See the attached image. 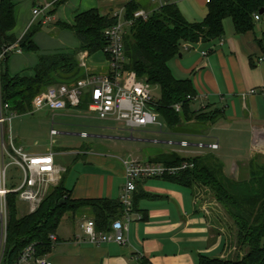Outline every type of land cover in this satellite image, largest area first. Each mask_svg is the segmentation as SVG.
I'll list each match as a JSON object with an SVG mask.
<instances>
[{
  "label": "crops",
  "instance_id": "obj_1",
  "mask_svg": "<svg viewBox=\"0 0 264 264\" xmlns=\"http://www.w3.org/2000/svg\"><path fill=\"white\" fill-rule=\"evenodd\" d=\"M131 1L10 0L14 5L16 22L11 35L16 40H21L32 27H37L41 23L42 27L40 29L38 27L34 39V43L39 49V31L43 26L55 22V25L50 28L60 29V32L54 36L48 35L53 41L50 44L40 40L42 49H46L44 52L16 55L20 57L16 62L20 68L17 66L14 72L10 73L7 63L8 72L11 76H16L24 71H32V74L28 76H33L40 55L77 51L80 48V42L70 35L71 30L61 28L59 23L73 25L78 14L94 9L103 14L108 12L116 14ZM135 1L141 2L142 0ZM150 1L153 2L151 9ZM207 1L175 0L173 3L170 0H159L158 4H154L155 1L147 0V5L150 6L143 10L150 14L167 3H172L178 6L188 22L198 23L203 21L208 14ZM37 8L43 9L44 12L33 25V11ZM48 16L50 21L45 20ZM232 28L233 30H230L229 34L225 33L220 41L212 44L188 45V49L183 52L199 49V54L181 53L177 57L183 59L188 69L183 67L179 69L177 67L179 59L177 58L171 62L170 67L177 79H187L193 82L198 95L197 101L201 102V109L206 107L210 110L224 109L222 118L213 128L223 124L226 125L224 130L228 131L237 126L234 129L237 132L250 126V135H252L250 155L247 157L236 156V160L239 159L241 162L251 157L250 162L260 155L257 160L263 164L264 156L261 157V154L258 153H253L254 155L251 156V153L258 147L264 149V118L260 111L264 99L261 95H252L250 91L264 86V54L257 45V38H259L257 30L255 33L238 36L235 33L234 25ZM72 33L74 34V32ZM68 39L71 40V46L67 44ZM81 54L83 52L79 54L78 61H80ZM196 55L201 56V59H196ZM105 58L104 60L95 55L88 56V72L107 73L109 64L108 58ZM239 104L241 108H238ZM70 111L72 110L58 113L51 120L52 128L56 129V117H69L68 112ZM81 133L87 134L86 131ZM80 137L83 138L82 135ZM261 137L263 138L261 139ZM186 141L183 140L181 143ZM212 144L218 145L220 148L218 142L211 143L209 147ZM53 145L54 142H52L51 150H45L44 154L26 151L35 155L53 153L55 165L65 169L59 159L60 156H66V152L55 151L52 149ZM200 145L197 147L200 148ZM88 148L82 145L73 154L68 153L69 168L65 169V174H61L60 181L64 180V186L69 191L71 199L76 202L103 199L120 201L126 183L125 163L131 160H141L144 161L142 163H146L150 159L149 157V159L142 160L138 156L136 158L133 156L130 158L111 157ZM168 153L189 157L186 155L187 152L181 150H173L165 154ZM71 169L72 171H70ZM53 189L54 187L49 190V193ZM133 204L134 210L130 216L123 213L121 217L115 219L122 220L128 227L127 242L124 245L117 243L91 244L81 230L85 221L93 220L95 222L93 212L88 209L75 214L67 213L63 217L56 231L58 240L44 258L52 264H139L141 261H147L150 264H199L201 256L228 258L229 237L223 231L227 226L219 230L211 223L207 212L197 204L195 190L168 180L143 178L137 182V192Z\"/></svg>",
  "mask_w": 264,
  "mask_h": 264
},
{
  "label": "trees",
  "instance_id": "obj_2",
  "mask_svg": "<svg viewBox=\"0 0 264 264\" xmlns=\"http://www.w3.org/2000/svg\"><path fill=\"white\" fill-rule=\"evenodd\" d=\"M139 8L140 5L135 0L122 8L124 21L133 20L124 36L126 71L134 72L139 79L159 87L161 97L156 101L154 109L171 134L180 137L205 136L206 131L185 127L183 121L189 122L191 117L197 115L213 127L222 118L224 109L210 110L206 107L194 110L193 101L197 100L198 95L193 82L177 79L170 64L183 50L188 49V45L212 44L222 40L226 20L232 21L238 36L255 33L257 24L264 21V13H261L264 10V0H210L206 18L198 23L188 22L178 6L172 3L153 11L146 20L133 18L136 12L143 10ZM255 16L260 17L259 22L255 20ZM117 23L115 13L103 14L97 9L78 14L73 25L59 23L61 28L74 32L80 48L72 53L40 55L33 76H11L7 69V60L11 55L7 56L2 65L1 78L4 100L19 115H26L32 109L34 98L49 87L70 85L84 79L87 73L80 67L77 59L79 54H105L109 44L107 32ZM15 26L14 5L10 0H0L1 47L18 41L11 35ZM38 27L40 29L42 24L32 27L20 40L23 53L39 52L33 40ZM257 45L264 54V30L257 38ZM105 56L107 57L106 54ZM87 103L86 97L82 106ZM177 106L180 107L179 111H176ZM220 162L219 159L214 160V157L193 158L177 153H161L154 157V161L146 163L166 167H180L184 163L193 165L175 176L150 179L168 180L193 190L197 184L208 187L232 221L237 239L235 257L220 259L201 256L199 264H264V164H260L257 159L251 160L249 178L245 182H239L227 177L223 163ZM18 207L17 196L10 195L3 264H17L22 252L32 244H37L38 256L44 257L53 245L51 235H56L67 213L75 214L90 209L99 232L110 231L113 221L124 213L120 201H73L64 186V180L51 190L36 213L19 217ZM139 264L150 263L141 261Z\"/></svg>",
  "mask_w": 264,
  "mask_h": 264
},
{
  "label": "built area",
  "instance_id": "obj_3",
  "mask_svg": "<svg viewBox=\"0 0 264 264\" xmlns=\"http://www.w3.org/2000/svg\"><path fill=\"white\" fill-rule=\"evenodd\" d=\"M210 3V0L207 1ZM44 10L37 8L33 11L34 25ZM115 16L118 23L107 32L109 44L105 49L108 58L109 71L105 74L89 73L86 53L80 56V67L87 70L84 79L70 85L49 87L46 91L36 96L33 100V112L31 115L49 110L52 120L57 113L68 110H80L84 99L87 97V110L100 121H113L124 125L130 131L156 126L161 131L166 126L155 111L156 101L153 97L152 86L145 80H141L134 72L125 69L124 36L127 29L133 24L132 21H124L123 10ZM149 13L140 10L134 14V19L146 20ZM50 21V17H46ZM257 22L259 16H255ZM19 41L15 44L0 46V264H3L7 245V230L9 224L8 198L16 195L18 205L24 204L30 215L40 208L49 190L60 183L61 174L65 169L55 165L53 153L35 155L28 153L24 148L18 147L14 141L12 123L20 116L11 105L4 100L1 86L2 65L7 56L17 53L22 54ZM206 55V53H204ZM252 95H261L264 99V86L250 91ZM180 107H176L179 111ZM51 137H56L59 132L53 127ZM87 138V134H82ZM189 144L182 143L186 148ZM217 149V145L211 146ZM6 160H10L7 164ZM126 183L120 198L126 216L133 212V200L137 191V182L143 178L162 177L165 175L175 176L181 171L193 167L184 163L180 167H166L162 164L141 163L134 160L125 163ZM16 166L22 173V182L18 187L8 181L9 166ZM28 208V209H27ZM130 221V220H129ZM81 230L83 235L93 245L117 243L124 245L127 242L126 232L128 227L117 219L113 221L108 232H99L93 220L85 221ZM57 236L51 235L52 244L57 242ZM17 264H52L44 257H39L37 244L29 245L20 255Z\"/></svg>",
  "mask_w": 264,
  "mask_h": 264
},
{
  "label": "rangeland",
  "instance_id": "obj_4",
  "mask_svg": "<svg viewBox=\"0 0 264 264\" xmlns=\"http://www.w3.org/2000/svg\"><path fill=\"white\" fill-rule=\"evenodd\" d=\"M153 1H155L154 4H158L159 2V0ZM170 1L174 3L175 0ZM150 3L151 6L147 5V0L138 2V4L140 5L139 9L146 10L149 6L151 9L153 7V2L150 1ZM52 25H55V22L47 26H43L42 30L39 31L40 53L46 50L42 49L41 42L43 41L50 44L51 42H53L50 36H54L55 34L60 32V29H51L50 26ZM232 25L233 24L230 20H226L225 33L229 34L230 30H233ZM256 30L257 36L260 37L261 31L264 30V23L259 22L257 24ZM70 35H72L76 40V37L72 32ZM16 38L18 37L16 36ZM34 39L35 36L33 40ZM67 44L71 46V40L68 39ZM198 50L199 49L196 48L191 50L190 52L185 51L182 53L199 54ZM16 55L20 54L13 53L9 57V61L7 60L10 73H13L17 66H20L16 63L17 58L19 59L20 57H17ZM94 55L97 56V58H101L104 60L106 59V56L103 52H98ZM198 58L201 59V56L196 55V59ZM177 59H179L177 60V67L179 69H181L182 67L187 68L183 59ZM4 67H6V65H4ZM19 74H26L28 76L32 74V71H24L23 73L21 72ZM151 91L155 101H159L161 97V91L159 87L152 86ZM193 106L194 110H201V102L199 100L193 101ZM238 108H241L240 104ZM260 108L262 117L264 118V102L261 104ZM33 110L34 108L32 102L31 111L26 115L18 116L13 121L12 129L15 144L18 147L24 148L25 150L44 154L46 152L45 150H51L52 142H54L52 149H55V151L66 152V156H60L59 159V161L62 162L61 165L65 169L69 168V159L67 157L68 153L73 154V152H76V150H79L80 147L84 145L85 147H89L88 149L90 150H93L100 154L110 155L111 157L130 158L133 156L136 158L138 156L142 160L149 159L150 157L149 160L152 161H154V157H156L158 154L172 152L173 150H181L183 152H187L186 155L193 158L214 157V160L219 159L221 161L220 163H223L222 166L224 167V171L227 177L232 179L233 181L245 182V180L249 178L248 168L249 160L251 157L246 158V161L239 162L240 160H236V156L242 155L247 157L250 155L252 149V146L250 145V140L252 139V135H250V126L246 127V129L240 128L241 131H237L239 133L234 130L237 126H234L233 130L231 129L225 131L224 129L226 125L222 124V126L218 125L213 128L210 126L209 122L205 123L202 118H198V116L196 115L191 117V120L189 122L184 120L183 125L185 127H190L191 129H194L196 131H206L205 136L180 137L178 135L171 134L166 126L162 129V131L156 126H149L144 129H136L132 132L122 124H118L113 121L98 120L97 117L93 116V114L87 110V105H84L80 110H72L68 112V115H70L69 117H56V130L60 134L55 138H51L50 131L52 128V113L49 110H43L31 115V112H33ZM57 114L55 116H57ZM82 131L87 132V138L83 139L80 137L82 135ZM262 138L263 137H261V139ZM183 140L188 141V147L184 148L182 146H179V144H181V141ZM213 142H218L220 148L212 149L211 146L209 147V145ZM174 143L176 144L174 145ZM199 144H201L203 147L200 146V148H198L197 146ZM213 145L214 144H212V146ZM253 153L261 154L262 157L264 156V149H260L258 147L254 150V152L251 153V156L254 155ZM258 156L260 155H257V159ZM9 162L10 160H6L7 164ZM137 162L142 163L144 161L137 160ZM262 163L264 164V162ZM70 171H72V169ZM7 176L8 181L15 187H18L22 182V173L16 166H9ZM65 177L67 178L68 176ZM195 192L197 204L207 212L211 223L214 226L218 227L219 230L227 226V228L223 231H225V233H227L229 237L228 258L235 257L234 255L236 253L237 247V239L235 237L236 230L234 229L233 223L228 217L224 206L217 201L211 190L202 184H197L195 186ZM18 206L19 217H24L25 215H27L22 212L23 210L26 211V206L24 204ZM237 255L238 254H236V257Z\"/></svg>",
  "mask_w": 264,
  "mask_h": 264
},
{
  "label": "water",
  "instance_id": "obj_5",
  "mask_svg": "<svg viewBox=\"0 0 264 264\" xmlns=\"http://www.w3.org/2000/svg\"><path fill=\"white\" fill-rule=\"evenodd\" d=\"M261 13L263 14L264 13V10L261 11ZM182 144V143H181ZM201 147H203L202 145H200Z\"/></svg>",
  "mask_w": 264,
  "mask_h": 264
}]
</instances>
